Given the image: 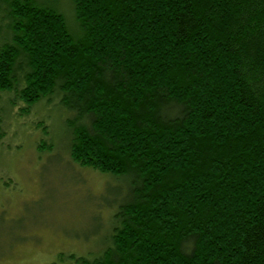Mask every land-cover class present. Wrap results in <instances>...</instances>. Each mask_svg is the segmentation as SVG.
I'll use <instances>...</instances> for the list:
<instances>
[{"label": "trees", "instance_id": "16d2710c", "mask_svg": "<svg viewBox=\"0 0 264 264\" xmlns=\"http://www.w3.org/2000/svg\"><path fill=\"white\" fill-rule=\"evenodd\" d=\"M69 2L0 0V111L55 98L73 162L123 182L59 262L264 264V0Z\"/></svg>", "mask_w": 264, "mask_h": 264}, {"label": "rangeland", "instance_id": "374dc122", "mask_svg": "<svg viewBox=\"0 0 264 264\" xmlns=\"http://www.w3.org/2000/svg\"><path fill=\"white\" fill-rule=\"evenodd\" d=\"M63 4L70 18L69 0ZM4 112L0 111V264H62L61 252H99L116 209L108 201L123 182L73 162L61 140L66 132L62 122L69 115L55 98L27 114Z\"/></svg>", "mask_w": 264, "mask_h": 264}]
</instances>
